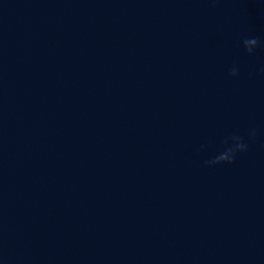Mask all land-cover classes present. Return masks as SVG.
<instances>
[{
  "label": "water",
  "instance_id": "obj_1",
  "mask_svg": "<svg viewBox=\"0 0 264 264\" xmlns=\"http://www.w3.org/2000/svg\"><path fill=\"white\" fill-rule=\"evenodd\" d=\"M0 264H264V0H0Z\"/></svg>",
  "mask_w": 264,
  "mask_h": 264
},
{
  "label": "clouds",
  "instance_id": "obj_2",
  "mask_svg": "<svg viewBox=\"0 0 264 264\" xmlns=\"http://www.w3.org/2000/svg\"><path fill=\"white\" fill-rule=\"evenodd\" d=\"M261 46L262 43L260 39L256 37L244 38L242 40V47L248 55H253L257 50V48ZM229 75L233 78L237 77L239 75L238 67L233 66L229 71ZM255 136H256V131L252 130L249 133V138L254 139ZM229 140L225 141V148L217 157H215L211 161H205L206 166H212L221 163L232 164L235 160L237 153L247 151L248 146L243 142V137L233 135L232 137L229 138Z\"/></svg>",
  "mask_w": 264,
  "mask_h": 264
}]
</instances>
